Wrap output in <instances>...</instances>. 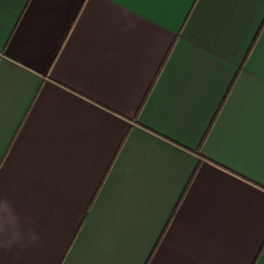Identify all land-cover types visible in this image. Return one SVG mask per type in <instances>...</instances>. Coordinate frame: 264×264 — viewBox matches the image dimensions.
Returning <instances> with one entry per match:
<instances>
[{
    "label": "crops",
    "instance_id": "1",
    "mask_svg": "<svg viewBox=\"0 0 264 264\" xmlns=\"http://www.w3.org/2000/svg\"><path fill=\"white\" fill-rule=\"evenodd\" d=\"M264 0H0V264H262Z\"/></svg>",
    "mask_w": 264,
    "mask_h": 264
},
{
    "label": "snow or ice",
    "instance_id": "2",
    "mask_svg": "<svg viewBox=\"0 0 264 264\" xmlns=\"http://www.w3.org/2000/svg\"><path fill=\"white\" fill-rule=\"evenodd\" d=\"M262 264H264V262H262Z\"/></svg>",
    "mask_w": 264,
    "mask_h": 264
}]
</instances>
